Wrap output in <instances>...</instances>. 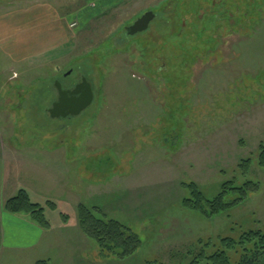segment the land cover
Returning <instances> with one entry per match:
<instances>
[{
	"label": "rangeland",
	"instance_id": "rangeland-1",
	"mask_svg": "<svg viewBox=\"0 0 264 264\" xmlns=\"http://www.w3.org/2000/svg\"><path fill=\"white\" fill-rule=\"evenodd\" d=\"M38 7L50 20L44 57L36 40L22 51L0 44V182L33 185L34 201L57 209L45 212L51 227L37 248L0 240V264H189L221 239L264 233V0H0V27L27 29L20 15ZM146 12L148 29L128 36ZM81 78L91 105L51 118L55 82ZM226 182L258 190L211 218L182 207V184L212 200ZM80 203L135 234L137 251L102 252L78 227Z\"/></svg>",
	"mask_w": 264,
	"mask_h": 264
},
{
	"label": "trees",
	"instance_id": "trees-1",
	"mask_svg": "<svg viewBox=\"0 0 264 264\" xmlns=\"http://www.w3.org/2000/svg\"><path fill=\"white\" fill-rule=\"evenodd\" d=\"M250 160H243L239 167L241 170L248 168ZM258 166L264 170V144L258 146ZM186 195L181 205L187 211L198 213L203 217L211 218L235 208L244 202L250 193L258 190V185L247 182L242 186H234L231 182L221 185L220 192L208 200L194 183L182 184ZM232 196V199L228 198ZM54 201L44 200L42 203L34 201L25 189H19L17 193L4 202L3 210L12 216H23L40 229L47 231L51 225L46 218V211H56ZM95 207L78 204V227L83 235L94 241L98 248L109 254H116L120 258L132 256L140 247L139 238L131 233L117 220L107 219ZM63 221L68 218L61 214ZM221 249L207 253L206 249L200 250L194 255L189 264H264V233L249 230L238 241L233 239H221ZM214 248V247H213ZM230 251L233 255L228 254ZM237 255L234 256V252ZM234 257V259H233ZM36 264H49L48 261H38ZM145 264H163L160 261L146 262Z\"/></svg>",
	"mask_w": 264,
	"mask_h": 264
},
{
	"label": "crops",
	"instance_id": "crops-1",
	"mask_svg": "<svg viewBox=\"0 0 264 264\" xmlns=\"http://www.w3.org/2000/svg\"><path fill=\"white\" fill-rule=\"evenodd\" d=\"M40 8L41 7H38V8H35L36 10L28 12V15H31V17H27L28 21L24 17L25 14L20 15V19H23L26 21L23 25H24V28H27V29L23 31L18 30L19 28H17V26L7 28L9 27L10 24H7L6 22L1 23L2 26L0 27V31H1L0 32V44L1 46H3L4 49L8 48V49H14V50L16 49L17 51H22L24 47L28 49V45L27 44L24 45L21 42L27 41L28 43V41L33 42L36 40V43L41 42L42 45L40 46V52H38L39 49L35 50V52L37 53L35 54L36 55L35 58L44 57L48 49H45L43 45H45V42L51 41L50 39H48L49 36L46 33V28L48 26L47 23L50 20L46 21L45 18L41 17L40 18L41 21H39V17L37 16L40 14L43 15V12H44L43 8L41 9ZM44 24H45V30L40 28V27L43 28ZM19 43L21 44L18 45ZM37 47L39 46H36V49ZM23 57L24 56L19 54L18 56H16L15 61H18V60L22 61L24 59ZM1 149L2 148H0V154H2ZM2 165H3V160L1 159L0 160V180L3 178V174L1 172ZM32 187H35V186L31 185L28 187L26 186V187H20V188H17L16 186L12 187L11 180L10 182H7L4 187L2 182H0V197H1L0 199V240L3 242L2 243L3 245H9V246H5V248H8L7 250L23 251V249L27 250V248L35 249L39 246L38 243L40 242L41 238L45 234L44 230L35 226L27 218L23 216L9 215L5 213L2 209V198H3L2 194L4 190L7 196L3 199L6 200L7 198L14 196L18 189L23 188L27 190V188L31 189ZM36 188L37 190L35 189L36 191L35 194L38 195V194L44 193L43 190L39 188V186H36ZM29 195L32 198V196H34V193L31 195V193L29 192ZM38 203H41V202H38ZM30 231H33L34 233H31ZM6 241H7V244H6Z\"/></svg>",
	"mask_w": 264,
	"mask_h": 264
},
{
	"label": "water",
	"instance_id": "water-1",
	"mask_svg": "<svg viewBox=\"0 0 264 264\" xmlns=\"http://www.w3.org/2000/svg\"><path fill=\"white\" fill-rule=\"evenodd\" d=\"M154 17L155 15L152 12H146L126 29V34L134 36L137 33L146 31ZM54 87L58 94V100L48 110L51 118L78 116L93 101L92 88L85 78H81L80 82L72 90L62 89L58 81L55 82Z\"/></svg>",
	"mask_w": 264,
	"mask_h": 264
},
{
	"label": "flooded vegetation",
	"instance_id": "flooded-vegetation-1",
	"mask_svg": "<svg viewBox=\"0 0 264 264\" xmlns=\"http://www.w3.org/2000/svg\"><path fill=\"white\" fill-rule=\"evenodd\" d=\"M137 20V19H136ZM135 20V21H136ZM134 21V22H135ZM131 26V25H130ZM128 27H126L125 29H127ZM127 33V32H126ZM70 73H68L67 75H64V77H67L68 75H69ZM81 80V79H80ZM80 80L79 81H77L75 84H73V85H71V86H69V87H67V88H63L64 90H72L79 82H80ZM57 100H58V97H57ZM57 102V101H56Z\"/></svg>",
	"mask_w": 264,
	"mask_h": 264
}]
</instances>
